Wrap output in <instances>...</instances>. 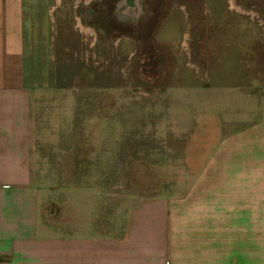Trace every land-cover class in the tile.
<instances>
[{
  "label": "crops",
  "instance_id": "crops-1",
  "mask_svg": "<svg viewBox=\"0 0 264 264\" xmlns=\"http://www.w3.org/2000/svg\"><path fill=\"white\" fill-rule=\"evenodd\" d=\"M146 1L114 0L110 17L139 24ZM226 1L205 0L202 13L209 26L228 18L221 13L235 14L229 29L201 22L199 33L214 40L186 57L198 72L171 73L164 91V125H178L171 134L180 137L181 162L194 169L195 181L139 199L123 228L91 232L49 214L45 189L33 179L29 102L33 86L69 79L77 42L91 58L106 45L98 44L96 25L106 33L107 0H0V264H264V82L252 85L253 77L264 80V58L253 69L245 22H252V5ZM40 10L49 15L47 35ZM224 30L243 38L223 44ZM217 47L227 57L215 59ZM149 108L155 130L161 108ZM166 110L179 111L178 120Z\"/></svg>",
  "mask_w": 264,
  "mask_h": 264
},
{
  "label": "rangeland",
  "instance_id": "rangeland-1",
  "mask_svg": "<svg viewBox=\"0 0 264 264\" xmlns=\"http://www.w3.org/2000/svg\"><path fill=\"white\" fill-rule=\"evenodd\" d=\"M147 1L139 24H120L110 17L114 0H107L106 33L96 25L98 44L107 39L106 45L97 46V54L91 58L77 42L76 68L69 79L45 80L31 88L33 179L45 189L49 214L70 218L69 225L82 230L94 232L100 225L109 230L123 228L125 214L139 199L162 195L164 188L196 178L189 172L194 169H186L184 160L181 162L180 137L171 134L179 131L178 125H164L162 108L168 94L164 91L169 89L171 73L195 75L193 70L199 69L194 64L189 68L185 62L191 53L197 57L204 40H214L199 33L201 22L209 28L226 23L221 28L229 29L235 14L221 13L220 18H228L209 26V18L202 13L205 0H152V5ZM234 1L253 8L252 22H245L253 35L249 59L254 69L258 57L264 58V0ZM36 15L42 18L47 35V11ZM137 30L145 36L142 43L137 41ZM155 32H160L157 39L147 36ZM183 32L188 36L183 37ZM228 32L225 38L218 37L221 43L243 38L238 30L235 35ZM212 51L215 59L227 57L221 47ZM263 82L252 79L255 87ZM151 105L161 108L155 130L149 121ZM166 118L178 120L179 111L166 110Z\"/></svg>",
  "mask_w": 264,
  "mask_h": 264
},
{
  "label": "flooded vegetation",
  "instance_id": "flooded-vegetation-1",
  "mask_svg": "<svg viewBox=\"0 0 264 264\" xmlns=\"http://www.w3.org/2000/svg\"><path fill=\"white\" fill-rule=\"evenodd\" d=\"M119 7H121V5H119ZM120 10L123 12L124 10L122 8H120Z\"/></svg>",
  "mask_w": 264,
  "mask_h": 264
},
{
  "label": "built area",
  "instance_id": "built-area-1",
  "mask_svg": "<svg viewBox=\"0 0 264 264\" xmlns=\"http://www.w3.org/2000/svg\"><path fill=\"white\" fill-rule=\"evenodd\" d=\"M247 14H250V12H248ZM251 15V14H250ZM196 71L198 72V69H196ZM206 77V76H205Z\"/></svg>",
  "mask_w": 264,
  "mask_h": 264
},
{
  "label": "trees",
  "instance_id": "trees-1",
  "mask_svg": "<svg viewBox=\"0 0 264 264\" xmlns=\"http://www.w3.org/2000/svg\"><path fill=\"white\" fill-rule=\"evenodd\" d=\"M0 259H2V257H0Z\"/></svg>",
  "mask_w": 264,
  "mask_h": 264
}]
</instances>
